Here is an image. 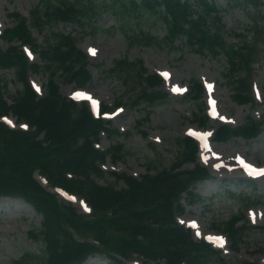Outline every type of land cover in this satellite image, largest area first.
Wrapping results in <instances>:
<instances>
[{"label": "trees", "instance_id": "1", "mask_svg": "<svg viewBox=\"0 0 264 264\" xmlns=\"http://www.w3.org/2000/svg\"><path fill=\"white\" fill-rule=\"evenodd\" d=\"M227 3H250L255 8L264 4V0ZM223 8V3L217 0H39L29 19L18 12L10 13L13 25L6 27L0 36L8 42L5 48L0 45V69L10 70L21 88L16 94L9 93L6 78L0 76V115L11 113L17 121H25L28 129L10 128L0 121V197L20 198L41 216L38 226L29 230V238L40 243V248L24 249L11 264H81L97 253L113 264H129L133 257L145 264H209L222 260L217 251L204 241L194 240L190 230L175 219L177 213L185 210L184 193L192 203L203 201L195 186L209 177V172L197 161L195 142L188 137L177 139L174 161L154 173L136 177L126 172H105L100 165L107 156L123 159L124 145L117 143L101 150L94 141L100 139L102 130L111 138L119 136L118 130L94 118L86 103H76L59 91V80L77 86L90 81L87 57L73 33L52 29L44 34L43 30L58 22H69L95 32L100 16L108 13L117 20L129 45L144 41L149 46L174 49L181 44L201 54L225 56L229 73L224 77L236 83L234 100L238 104L247 103L252 101L249 75L259 28L250 27L253 37L247 40L243 30L225 24ZM146 14L154 17L153 25L163 28L161 37L151 27L139 26L131 33L124 28L127 21L139 22ZM29 25L44 34V44L36 42ZM20 42L37 50L41 61L29 62ZM134 66V61L123 57L110 70L129 87L117 103L130 101L139 107L165 100L160 78L143 69L135 81L129 77ZM241 69L246 75L234 80L233 72ZM29 72L40 73L46 79L42 95L32 89ZM201 91L200 83L194 80L189 98L200 103ZM196 121L199 125L207 123L200 105ZM262 125L264 113L259 120L248 117L236 128L221 125L216 140L224 142L233 135L253 139ZM187 162L194 165L186 168ZM147 165L148 169L152 166L151 162ZM35 172L43 175L48 185L61 186L84 197L91 212L81 213L62 201L37 180ZM106 174L110 179L105 183L95 179ZM239 221L241 224H237ZM251 228L258 227L249 226L240 213L223 224L235 250ZM241 264L260 263L241 261Z\"/></svg>", "mask_w": 264, "mask_h": 264}, {"label": "rangeland", "instance_id": "2", "mask_svg": "<svg viewBox=\"0 0 264 264\" xmlns=\"http://www.w3.org/2000/svg\"><path fill=\"white\" fill-rule=\"evenodd\" d=\"M38 1L0 0V29L13 24L10 13L17 11L28 15ZM217 1L224 5L222 15L225 24L229 28L243 30L247 35V40L253 37L249 31L250 27L257 25L259 28L255 41L259 52L256 58L259 59L255 63L252 77L254 82L259 83L260 89L255 85L256 102L254 105H251L250 102L242 104L235 102L234 86L236 83H231L224 77L225 73H229V65L225 56L201 54L181 44L174 49L166 46H149L144 41L129 45L128 40L118 27L117 20L108 13L100 16L95 32L91 28L84 30L69 22H58L43 30L45 34L52 29L74 34V38L79 43L78 46L87 56V67L91 73V79L84 89L92 92L104 104H113L126 94L129 88L110 71L114 67V63L123 57L135 62V66L130 69L129 76L135 81L139 79V72H142L143 69L147 70L146 73H161L162 70H167L173 74L172 80L165 78L161 85V90L168 94L165 100L152 105L141 104L139 107L125 104L123 111L111 119L113 126L127 134L113 138L104 135L99 146L106 148L117 142L123 143L126 152L123 159L116 161L107 159L103 165V169L106 171L116 170L140 175L147 170L154 173L160 168H168L177 155L176 140L184 137L189 127L202 128L197 125L195 117L199 105L203 106L204 112L208 114L205 89L201 94L200 103H197L187 98L186 94L173 93L171 86L174 84L185 86L194 79L202 80V78L215 82L221 114L226 117L227 121L225 122L231 123L232 126L242 124L248 117L257 118L264 112V103L261 97L263 94L261 90H264L261 89V87L264 88V4L259 3L254 8L250 3L236 5L227 3L228 0ZM136 21L137 19L127 21L124 28L131 33L139 26L142 28L151 27V31L159 37L164 33L160 25H153L155 19L149 14L143 16V20ZM232 40L235 41V38ZM87 44L97 49L95 55L86 52ZM0 45L5 48L8 43L0 40ZM29 56L32 61L40 62L37 54H29ZM244 75H246L245 70H236L233 72L232 78L237 80L236 77L240 78ZM0 76L6 78L9 93L16 94L17 90L21 88V84L13 80L10 70L1 68ZM31 81L35 85H40L41 88L46 79L38 73L31 75ZM74 88L73 82L64 83L59 80V91L62 95L70 96ZM0 91H2L1 86ZM129 102L123 101V103ZM7 119L13 123L15 116L9 115ZM221 122H224L222 118H210L207 127L215 130ZM212 144L216 151L231 156L234 162L236 154H244L248 160L257 165L264 164V129L252 140L234 136L226 142L213 141ZM149 162L152 164L150 169L147 167ZM193 165V162H187L184 166L191 168ZM208 166L212 168V163H209ZM213 171L212 177L196 184L195 190L203 197V201L193 204L186 195L182 199L185 212L179 218L180 221L188 225L190 219H196L206 234V232H221L223 223L236 213L243 211L247 218L254 214V217L251 216L250 225L260 227L251 228L245 232L237 252L232 251L226 239L223 238L225 243V246L221 248L223 261L215 260L209 264H225L227 262L240 264L241 260H255L264 263V177L258 178V180H248L237 172ZM96 179L100 183H105L110 177L106 174L98 176ZM244 199L247 201L244 202ZM249 199H257L259 203L254 204L255 202H250ZM74 205L81 206L82 204L77 201ZM247 208L249 209L247 210ZM40 220V214L21 199L0 198V264H11V261L20 256L24 249L37 250L40 248V243L29 238V230L38 226ZM82 264H113V262L104 255L96 254L89 256Z\"/></svg>", "mask_w": 264, "mask_h": 264}, {"label": "snow or ice", "instance_id": "3", "mask_svg": "<svg viewBox=\"0 0 264 264\" xmlns=\"http://www.w3.org/2000/svg\"><path fill=\"white\" fill-rule=\"evenodd\" d=\"M165 76H167V74H164ZM256 174H264V169L259 170ZM215 241L219 242L221 245L223 244V239L220 237H216L213 238Z\"/></svg>", "mask_w": 264, "mask_h": 264}, {"label": "bare ground", "instance_id": "4", "mask_svg": "<svg viewBox=\"0 0 264 264\" xmlns=\"http://www.w3.org/2000/svg\"><path fill=\"white\" fill-rule=\"evenodd\" d=\"M90 48H91V47H89V49H90ZM209 88H210V86H209ZM203 148H205L204 145H202V150H203ZM225 159L228 160V161L230 162L231 165H233V163L231 162V158H230L228 155L225 156ZM238 168H239V167L236 166L235 169L238 170Z\"/></svg>", "mask_w": 264, "mask_h": 264}]
</instances>
